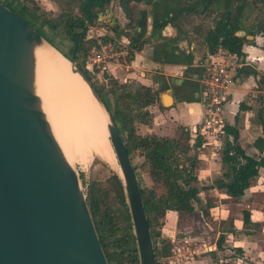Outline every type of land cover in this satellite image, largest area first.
Segmentation results:
<instances>
[{
	"label": "trees",
	"instance_id": "trees-1",
	"mask_svg": "<svg viewBox=\"0 0 264 264\" xmlns=\"http://www.w3.org/2000/svg\"><path fill=\"white\" fill-rule=\"evenodd\" d=\"M55 2H59L54 0ZM94 0L86 8L90 20L97 27L106 26L96 22L97 13L102 12L105 5ZM208 2L210 0H200ZM10 11L19 16L37 33L45 38L57 50L56 43L45 35L44 29L55 30L59 27L63 37L70 43L77 54L64 53L68 60L91 83L100 99L109 112L114 125L123 141L124 148L130 158L132 155L140 156L142 163L147 168V174L153 183H160L162 192L156 193L153 187H141L138 179V190L146 216V222L154 250L155 264L159 263L160 257L170 254L169 241L160 238V229L164 223L167 211H174L178 216H190L193 214L195 203L198 202L199 187L196 184L195 174L197 166V149L206 141L204 133L199 130L193 142L190 144L189 131L183 126H177L171 137L159 136L154 133H139L138 125H147L150 122V113L147 109L158 99V90L142 85L133 80L119 81L110 74L103 75L100 84H96V76H91L84 67V61L88 52L86 45V32L88 27L86 15L81 11L84 0H62L60 12L56 15H48L47 11L40 8L35 0H0ZM228 8L214 13L212 24L205 25L194 20L197 9L196 3L181 1L175 7L173 13L167 18L168 23L174 27L176 34L169 38L176 43L182 37L187 42L194 41L197 49L202 51L199 63H205L217 53H231L241 59V47L244 43H251L246 35L254 36L264 32V0H232L228 1ZM127 26V23H126ZM188 27V28H187ZM129 29L128 27H126ZM241 30L244 35H235ZM190 31V33H188ZM127 39L126 47L130 55L135 50L149 42L140 39L135 32L126 30L122 33ZM186 64L192 60L188 52L183 54ZM244 68H240V71ZM244 73L255 74L253 70H244ZM259 87L264 86V78L258 80ZM244 104L239 103L241 110ZM262 133L264 134V122L261 120ZM224 134V140L220 152V175L212 181V185L223 191L230 198H239L248 188L253 177L257 176L259 169H264V154L262 147L264 138L257 136L252 145L258 152L255 159L244 150L237 149L234 145L238 136L235 124L222 123L220 135ZM228 136L231 140H228ZM135 175V166L132 164ZM115 185V198L118 203L117 209L102 201L94 194L91 185L85 193V200L107 264H137L136 248L132 228L125 203L121 180L115 173L111 174ZM213 206L210 198L206 199L201 208L202 214L207 216L208 209ZM250 212L242 210V223L249 222ZM157 240L162 245L158 247ZM223 235L220 233L216 239V248L220 247ZM262 262L264 264V251Z\"/></svg>",
	"mask_w": 264,
	"mask_h": 264
},
{
	"label": "water",
	"instance_id": "water-1",
	"mask_svg": "<svg viewBox=\"0 0 264 264\" xmlns=\"http://www.w3.org/2000/svg\"><path fill=\"white\" fill-rule=\"evenodd\" d=\"M93 1L81 5L86 27L94 26L86 10ZM131 1L137 2L120 1L122 12ZM218 1L222 2L210 0L208 6L216 8ZM96 22L108 24L112 33L122 32L107 7L97 13ZM42 44L68 60L0 2V264H107L78 176L52 135L35 92L33 52ZM68 61L71 72L78 74L106 114L137 264H155L136 175L123 141L91 83Z\"/></svg>",
	"mask_w": 264,
	"mask_h": 264
},
{
	"label": "crops",
	"instance_id": "crops-1",
	"mask_svg": "<svg viewBox=\"0 0 264 264\" xmlns=\"http://www.w3.org/2000/svg\"><path fill=\"white\" fill-rule=\"evenodd\" d=\"M183 1L196 3L194 7L197 9V13L194 15V20L199 22L198 18H208L210 16V23H203L210 26L214 13H208V10L220 12L223 11L224 4L226 5L225 0L215 3L218 8L208 6L209 1L204 3L200 0ZM131 2L130 5H133V1ZM140 2H142V5H136V7L142 9V11L140 16L135 19L136 21L133 20L135 30L132 32H135V35L140 39H147L149 42L144 43L139 50L133 51L124 66L108 65V74L122 82L133 80L158 90V99L147 107L150 113V122L147 125L139 124L137 126L139 133H154L159 136L171 137L174 135L177 126H183L189 131V143L191 144L196 133L200 130L204 114L203 93L200 86L204 64L199 63L202 51L197 49L198 47H196L194 41L187 42L185 37H182L176 43L169 40V38L175 36L176 31L168 23L167 18L173 13L180 0H142ZM201 4L204 11L199 14L198 7ZM124 30L126 29L124 28L121 33H112L95 25L88 27L85 37L86 45L87 47L93 45L94 37L100 35V37L114 38L126 44L127 39L122 34ZM238 31L235 32V35ZM241 32L244 35V32ZM105 33H108V35L106 34V36ZM247 36L245 38L252 40V42L242 45L241 64L228 71L230 80L224 92L222 120L224 124L236 125L238 129V136L234 142L236 148L247 153L251 152L249 154L257 159L258 152L254 149L252 142L257 136L264 138L261 125V120L264 122V86L259 87L258 85L259 78H264V32H260L252 38H247ZM188 52L192 55V60L189 64H186L183 54ZM240 68L244 69L240 71ZM244 70H253L255 74L244 73ZM240 102L244 104L241 110L238 109ZM223 140L224 134L218 137L214 145L205 141L196 152L197 163L206 164V173L209 178L207 184L198 186V198L201 199L200 195L206 194L212 200L213 206L208 210L217 208V195L219 199H228L222 190L212 185V181L220 175L221 171L219 158ZM228 140H231L230 136H228ZM216 152L219 154L218 157L215 156ZM262 153L264 154V145ZM197 170L200 172L199 168L195 170L197 180H199L200 176ZM260 194L264 198V173L261 172V169L258 170L256 180L252 179L250 181L248 188L235 202L241 205L242 201H245V208L249 207L248 205L251 202L250 208L252 207L253 210L248 211L252 220L260 219V217L264 219L261 211L264 199L263 202L258 199ZM253 211H255L254 214ZM258 212L260 217L258 215L255 218ZM168 213H174L177 217L174 211H167L166 215ZM210 214L214 215L213 212H210ZM220 219L225 220L224 217H219ZM262 226V232L260 231V234H257L260 237L255 241L259 242L257 245L262 242L264 244V220ZM237 228H234L235 231ZM215 233L216 237L220 233L222 235L230 234L222 231L219 233L216 231ZM230 237L231 240L227 245L236 252H218L220 247L217 249L211 244L208 246V249H210L208 252H201L197 250L196 246L191 249V246H189V252H170L166 256L167 261L165 264H263V252H251L254 242H249L248 239L237 234ZM192 238L191 235H188L185 240L188 241ZM189 243L192 242L189 241ZM202 246L204 247L205 244L202 243ZM244 256H246V260L242 261ZM238 257L239 259H237Z\"/></svg>",
	"mask_w": 264,
	"mask_h": 264
},
{
	"label": "rangeland",
	"instance_id": "rangeland-1",
	"mask_svg": "<svg viewBox=\"0 0 264 264\" xmlns=\"http://www.w3.org/2000/svg\"><path fill=\"white\" fill-rule=\"evenodd\" d=\"M40 8L47 11L48 15H56L58 12H60V8L62 6V0H57L58 3L54 0H35ZM119 0H110L105 7L109 9V12L115 16L116 20L119 23V26L124 25V28L126 29V32L132 33L133 30H135V23L134 21H130L127 23V26L125 24V18L121 11H119L118 8V2ZM183 0H180V2ZM132 2L129 3L128 6H132L131 8H137L136 5H142V2ZM201 11H204L202 8V4L198 7L199 14ZM150 13V11H148ZM199 22L202 23H210V16L208 18H198ZM103 23V22H101ZM127 29L126 27H128ZM45 35L49 38H51L57 45L58 49H60L61 52L69 53L73 49V47L70 45V43L63 37L62 31L59 27L55 30H50L45 28ZM108 35V33H105V35ZM106 35V36H107ZM90 48H88L89 51ZM78 53V52H77ZM75 53V54H77ZM88 54V52H87ZM85 62V61H84ZM88 72V71H87ZM91 76L90 72H88ZM108 73H102L99 75L98 79L95 80L96 84H100L101 79L103 75ZM47 111V114H49V110L45 108ZM54 120V119H53ZM201 128V126H200ZM105 137V136H104ZM106 138L108 139L107 135ZM108 149H111V145L109 143V140H107ZM215 143V142H214ZM110 150V151H111ZM113 152V150H112ZM111 152V153H112ZM251 153V152H248ZM113 155V163L110 165L105 160L99 158L98 155L92 154L90 159L85 164H82L78 159H72V162L70 163L71 166L74 168L77 176H78V182L80 189L82 192L85 193L88 191L89 186L91 185L92 190L94 191V194L99 196L102 201L107 202L112 209L118 208V203L116 202L115 198V185L114 181L111 178V174H119L118 165ZM216 157L219 156L218 152L215 154ZM203 162V161H202ZM131 164L135 166L136 171V177L138 179L139 185L141 187H153L156 193H161L162 188L161 184L156 182L153 183L147 174V168L144 163H142V158L140 156L132 155L131 157ZM204 163H197V168H199V171L197 170L200 179L196 181L197 186H200V184H207V181H209V178L207 177L206 173V164ZM213 168V166H211ZM261 172L264 173V169H261ZM262 174V173H261ZM263 176V175H262ZM261 176V177H262ZM257 176L253 177V180H256ZM221 197V196H220ZM200 198H198L199 203H195L194 207L195 210L193 214L190 216H178L174 215V213H168L164 219V223L160 229L161 237L160 238H166V240L169 241V251L170 252H189L188 247L191 246V249L195 246L197 247V250L201 252H208L210 249H208V246L211 244L216 247V231L223 232V233H230L231 235L237 234L238 236H241L242 238H246L249 240V242L253 243V250L251 252H263L264 251V244L259 242H255L258 240L260 231L262 232L263 226H262V219L260 217V213L258 212L255 215H259L260 219L252 220L250 219L249 215V222L247 224L242 223V216L241 212L244 209L247 210H253V208H250L251 202L248 205L249 207L245 208V201L241 203V205L236 204L237 198H230L228 199H219V196L217 195V208H212L208 210V212H213L214 215H211L210 212L207 216L202 214L201 208L199 205H202L203 201L208 198V195H200ZM258 199H260L261 202L264 199L262 195L260 194L258 196ZM220 202H219V201ZM262 214L264 215V205L262 206ZM255 211H253L254 214ZM219 217H224L225 220H219ZM220 222H219V221ZM236 221V223H235ZM237 224V226H235ZM238 227V228H237ZM234 228H237L235 231ZM230 234H223V240H221L220 244V250L218 252H236L233 250V248H230L227 244L229 243V240H231ZM188 235H191L193 238L191 240L186 241L185 237ZM195 236V239H194ZM192 242V243H189ZM188 242V243H186ZM202 243L205 244V246H202ZM189 244V245H188ZM191 244V245H190ZM157 245L160 247L162 243L157 240ZM260 248H259V247ZM190 249V248H189ZM218 249V248H217ZM216 249V250H217ZM224 250V251H221ZM240 257V256H239ZM239 257L237 259H239ZM246 260V256H244V259L242 261ZM167 261L166 256L160 257L158 264H165ZM255 264V263H253Z\"/></svg>",
	"mask_w": 264,
	"mask_h": 264
},
{
	"label": "bare ground",
	"instance_id": "bare-ground-1",
	"mask_svg": "<svg viewBox=\"0 0 264 264\" xmlns=\"http://www.w3.org/2000/svg\"><path fill=\"white\" fill-rule=\"evenodd\" d=\"M33 56L35 92L66 160L85 164L96 154L112 165L106 114L78 74L71 72L70 62L46 44L36 46Z\"/></svg>",
	"mask_w": 264,
	"mask_h": 264
},
{
	"label": "built area",
	"instance_id": "built-area-1",
	"mask_svg": "<svg viewBox=\"0 0 264 264\" xmlns=\"http://www.w3.org/2000/svg\"><path fill=\"white\" fill-rule=\"evenodd\" d=\"M101 36V35H100ZM94 37L84 62L85 69L96 77L108 73L110 64L124 66L130 56L126 44L109 37ZM73 53H77L72 49ZM241 59L231 53H217L207 59L203 66L200 78L203 93L204 114L200 130L204 133L206 141L213 144L217 141L223 123L222 108L224 92L228 83V71L241 64Z\"/></svg>",
	"mask_w": 264,
	"mask_h": 264
},
{
	"label": "flooded vegetation",
	"instance_id": "flooded-vegetation-1",
	"mask_svg": "<svg viewBox=\"0 0 264 264\" xmlns=\"http://www.w3.org/2000/svg\"><path fill=\"white\" fill-rule=\"evenodd\" d=\"M120 1L121 0H119L117 3H118V8H119V11H121L122 12V10H121V8H120ZM140 1H142V0H137V2H140ZM230 2V1H232V0H225V3H226V9L228 8V3L227 2ZM129 3L130 2H128L127 3V5H126V12L124 13V12H122L123 13V15H124V18H125V24L126 23H128V22H130V21H132V20H135V19H137L139 16H140V12L142 11V9H137V8H135V9H133V8H131V7H129L128 5H129ZM134 11V12H133ZM115 17V16H114ZM115 21L118 23V21L116 20V18H115ZM136 21V20H135ZM118 25H119V23H118ZM97 27V26H96ZM119 27H121L122 28V30L124 29V25H122V26H119ZM102 28H105V30H109V26H108V24H106V26H103ZM110 31V30H109ZM72 51V50H71ZM73 53V52H72Z\"/></svg>",
	"mask_w": 264,
	"mask_h": 264
}]
</instances>
